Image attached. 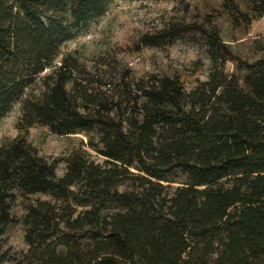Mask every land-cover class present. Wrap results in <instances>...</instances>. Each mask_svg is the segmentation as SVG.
Wrapping results in <instances>:
<instances>
[{"label": "trees", "instance_id": "trees-1", "mask_svg": "<svg viewBox=\"0 0 264 264\" xmlns=\"http://www.w3.org/2000/svg\"><path fill=\"white\" fill-rule=\"evenodd\" d=\"M114 1L0 0V122L21 111L0 147V240L21 226L27 245L0 264H264V45L242 58L214 15L142 36L140 49L206 48L191 91L64 54ZM222 8L237 28L264 17V0ZM35 126L87 141L50 161L29 142Z\"/></svg>", "mask_w": 264, "mask_h": 264}, {"label": "rangeland", "instance_id": "rangeland-1", "mask_svg": "<svg viewBox=\"0 0 264 264\" xmlns=\"http://www.w3.org/2000/svg\"><path fill=\"white\" fill-rule=\"evenodd\" d=\"M222 4L223 0H115L103 18L65 45L63 53L77 56L90 69L99 64L100 57L107 62L116 60L121 66L129 67L136 78L150 74L177 75L191 91L199 81L207 80L209 74L210 61L202 44L195 45L182 39L161 49H140L139 40L174 23L202 22L207 15H214L223 40L242 58H257L259 43L264 45V17L254 21L249 28H237L224 13ZM234 68L233 63L227 65L228 72H233ZM20 117V108L16 107L0 122V147L21 134ZM28 139L40 155L50 161L67 157L80 147L82 141H87L83 135H54L43 126L31 128ZM65 172L66 164L60 163L58 175L62 177ZM13 214L22 216V207L18 206ZM8 248L13 253L27 250L21 226L11 228L6 241L0 240V251Z\"/></svg>", "mask_w": 264, "mask_h": 264}]
</instances>
